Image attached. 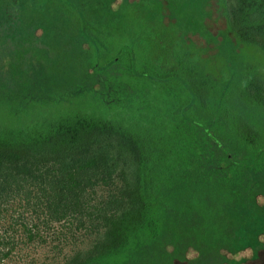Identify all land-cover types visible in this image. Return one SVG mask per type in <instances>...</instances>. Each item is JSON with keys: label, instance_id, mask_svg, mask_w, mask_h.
Wrapping results in <instances>:
<instances>
[{"label": "trees", "instance_id": "16d2710c", "mask_svg": "<svg viewBox=\"0 0 264 264\" xmlns=\"http://www.w3.org/2000/svg\"><path fill=\"white\" fill-rule=\"evenodd\" d=\"M213 16L243 59L217 50ZM256 51L264 0H0V264H187L223 248L225 209L264 171Z\"/></svg>", "mask_w": 264, "mask_h": 264}, {"label": "rangeland", "instance_id": "374dc122", "mask_svg": "<svg viewBox=\"0 0 264 264\" xmlns=\"http://www.w3.org/2000/svg\"><path fill=\"white\" fill-rule=\"evenodd\" d=\"M78 3H82L88 6L101 4L104 8L107 6H124L128 1L140 5H144L147 0H75ZM160 1V0H157ZM170 6V5H167ZM119 10L115 14L118 13ZM215 16H213L212 22L207 23V28L213 33H217L219 37L223 26L222 21L215 22ZM105 20V19H104ZM105 22V21H104ZM109 22V20H107ZM117 35L119 30L111 31ZM220 49L235 51L239 55V60L243 59V47L237 43L236 38L229 34L227 37H219ZM211 49L208 50V54L213 55L217 52L214 42L208 44ZM230 51V50H229ZM251 58H255L257 65L264 74V55L260 52H249ZM108 53H103V59L107 58ZM88 97L91 98L90 95ZM92 100V98H91ZM88 103V102H87ZM99 106L97 104L95 107ZM101 112L106 109L103 105L99 107ZM252 187L246 191L238 201L231 203L229 207L225 209V217L229 225L228 231V243L221 249H215L217 247V241L212 240V243L206 244L204 254L191 253L186 259L187 264H250V261L254 257L258 248L264 247V171L252 174ZM110 193V186L107 184H98L96 189L97 202L101 203L105 200L106 196ZM41 251H38L35 258L42 256ZM39 255V256H38ZM196 260V262H194ZM203 262V263H202ZM32 260L26 259L22 262H7L5 264H31Z\"/></svg>", "mask_w": 264, "mask_h": 264}, {"label": "water", "instance_id": "95a60500", "mask_svg": "<svg viewBox=\"0 0 264 264\" xmlns=\"http://www.w3.org/2000/svg\"><path fill=\"white\" fill-rule=\"evenodd\" d=\"M219 147L222 148L221 145H219Z\"/></svg>", "mask_w": 264, "mask_h": 264}]
</instances>
